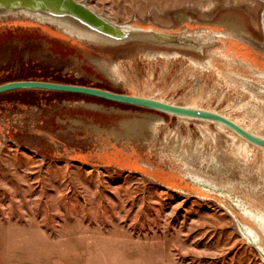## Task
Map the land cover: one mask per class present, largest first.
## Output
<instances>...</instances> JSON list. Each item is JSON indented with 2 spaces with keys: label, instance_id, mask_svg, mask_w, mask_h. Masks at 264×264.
I'll list each match as a JSON object with an SVG mask.
<instances>
[{
  "label": "rangeland",
  "instance_id": "obj_1",
  "mask_svg": "<svg viewBox=\"0 0 264 264\" xmlns=\"http://www.w3.org/2000/svg\"><path fill=\"white\" fill-rule=\"evenodd\" d=\"M77 1L115 23L184 31L206 46L91 49L49 28L0 21V35L15 33L0 39V83L28 65L47 68L215 111L264 137V0ZM7 93L0 264H264L240 229L248 220L199 191L264 212L263 148L215 123L101 98ZM137 121L150 129L126 127Z\"/></svg>",
  "mask_w": 264,
  "mask_h": 264
},
{
  "label": "water",
  "instance_id": "obj_2",
  "mask_svg": "<svg viewBox=\"0 0 264 264\" xmlns=\"http://www.w3.org/2000/svg\"><path fill=\"white\" fill-rule=\"evenodd\" d=\"M0 21L2 23L22 21L42 29L49 28L91 49L121 48L128 50L131 46L139 44L201 52L206 46L205 42L199 41L198 35L184 31L178 33L143 28L133 24L115 23L77 0H0ZM260 71L263 73L258 75L264 78V70ZM16 90L80 94L147 108L172 116L207 121L223 126L248 143L264 149V137L250 132L223 114L207 109L181 106L151 97L129 95L86 85L41 80H18L0 84V94ZM209 188L204 186L200 190L205 194H213L224 199L236 212L248 220V226L241 225L240 229L264 257V212L257 213L245 207H240L239 210L237 206L242 203L238 202V199L231 200L224 194Z\"/></svg>",
  "mask_w": 264,
  "mask_h": 264
},
{
  "label": "trees",
  "instance_id": "obj_3",
  "mask_svg": "<svg viewBox=\"0 0 264 264\" xmlns=\"http://www.w3.org/2000/svg\"><path fill=\"white\" fill-rule=\"evenodd\" d=\"M14 35H15V33L13 31L8 30L5 33H3L2 35H0V39L1 38L2 39L3 38H9L11 36L14 37ZM50 41L54 42V39L50 40ZM54 43H57V42L55 41ZM42 69L37 70V67H32L31 65L25 66L23 68V72H21V74H19L18 77L3 80V81H1L0 84L10 82V81H18V80H41V81H51V82L66 83V84L94 86V85L86 84L82 80L69 81V78H67L65 76L61 77V74H59V73L57 74L56 71L51 72L47 68H42ZM94 87L109 90V89L101 87V86H94ZM15 92H30L33 95H37V94H41V93H50V92L52 93V91H43V90H39V91L38 90H16ZM11 93H13V91H11ZM11 93H9V94H11ZM53 93H55V92H53ZM58 94H60V93H58ZM69 95H72V93H70ZM77 95H80V94H77Z\"/></svg>",
  "mask_w": 264,
  "mask_h": 264
},
{
  "label": "bare ground",
  "instance_id": "obj_4",
  "mask_svg": "<svg viewBox=\"0 0 264 264\" xmlns=\"http://www.w3.org/2000/svg\"><path fill=\"white\" fill-rule=\"evenodd\" d=\"M238 33H240L239 35H240V37H242L244 34H242L243 32H241V31H237ZM229 118V117H228ZM162 120L161 119H155L154 120V122H153V124H157V123H159V122H161ZM149 124H151V123H149V122H144V121H137V122H135V123H133L132 125H127L126 127H129V129L130 128H132V130H149L150 129V126H149ZM126 161H130L129 159H126ZM167 175V174H166ZM196 176H197V174H196ZM199 178H201V177H199ZM187 187V186H186ZM199 191H201V190H199ZM202 192V191H201ZM250 232V231H249Z\"/></svg>",
  "mask_w": 264,
  "mask_h": 264
}]
</instances>
